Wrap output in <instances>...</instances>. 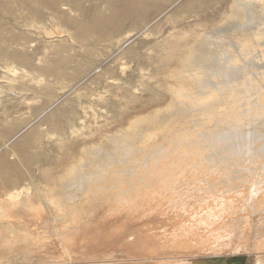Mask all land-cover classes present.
<instances>
[{
	"label": "rangeland",
	"instance_id": "obj_1",
	"mask_svg": "<svg viewBox=\"0 0 264 264\" xmlns=\"http://www.w3.org/2000/svg\"><path fill=\"white\" fill-rule=\"evenodd\" d=\"M235 1L0 0V229L5 235L0 234V240L4 238L0 241V264H181L198 259L220 261L224 257L229 258L230 264H258L259 259H264V251L262 255L249 251L233 253L231 249L217 253L200 245L169 243L166 236L177 225L174 211L148 213L139 208L129 215L113 212L93 200L94 193L103 191L99 186L115 182L116 174L124 177V171L133 163L132 159L124 160L126 163L111 159L122 153L125 134L134 131L129 127L131 119L149 114L171 100L168 87L175 83L167 72L178 58L167 57L173 37L185 30L192 37L206 30L204 27L212 30L231 14ZM244 1L247 4L249 0ZM61 30L64 33L58 36ZM248 30L253 34L246 29L237 30L240 35L244 33L243 38L238 33L239 41L233 30L217 37L219 50H224L222 54L219 51L223 57L221 74L224 73L220 79L242 86V94L246 98L250 94L251 99V105L244 107L253 109L261 107L260 96L264 99V39H260L263 43L259 40V30ZM241 38L253 46L250 57L241 49ZM213 80L216 78L206 73L200 79L204 83L198 80L197 89H217L219 83ZM251 91L257 92L258 99ZM244 107L240 117L247 119V126L260 125L256 129L264 132V116L261 119L256 111L252 113L250 109V113ZM206 126L196 128L203 130ZM219 132L224 133L221 128ZM251 157L245 158L247 163L242 162L264 163V155L260 159ZM78 167L82 169L79 176L86 179L74 176L68 185H61V178L66 179ZM94 173H103L108 182L102 174L100 180L88 181L86 175ZM44 190L56 193L59 203L50 206ZM29 197L39 204L29 205ZM23 213H27V219ZM31 215L38 221L29 222ZM17 239L21 248L15 243Z\"/></svg>",
	"mask_w": 264,
	"mask_h": 264
},
{
	"label": "bare ground",
	"instance_id": "obj_2",
	"mask_svg": "<svg viewBox=\"0 0 264 264\" xmlns=\"http://www.w3.org/2000/svg\"><path fill=\"white\" fill-rule=\"evenodd\" d=\"M231 7V14L228 16L226 14V20L223 23L214 25L212 30H208L204 27V29L206 30L196 33L195 37H192L185 30L182 32L180 31L173 37L174 40L170 42L167 48V57L173 59L175 55H177L178 58L177 62L175 61L176 65L171 67V69L169 68L167 72V77L171 78L172 81L176 84L175 85L171 83V85H169L168 87V92L171 96V100L165 106H159L149 114L137 115L131 119L129 127L134 131L132 133L125 134L127 136V139L125 138L126 143L122 148V153L112 156L111 159L119 163L125 162L124 160L126 159L130 161L132 159L133 163L126 170L124 169L126 177L122 176V178L121 176L119 177V175L116 174L117 176L115 175V177L117 178L115 179V182H112L108 185H102L101 183L102 186L99 187L103 189L104 193L103 191L100 194L94 193L95 197L93 200L97 205H105L110 207L113 212L117 213L124 211L129 215L134 214L135 210L139 208H142L148 213H155V211L176 212V214L178 215L177 225L174 231L170 235H168L169 237L166 236L169 243L178 245L181 244L185 247L191 244L200 245L204 247L205 250L210 248L219 251L217 253H222L228 249H231L233 253L249 251L259 253L258 255H262L261 252L264 251V163L250 165L243 163L242 160L245 161V158L247 159L248 157L250 159L251 156V158L253 159L259 157L261 158L262 155H264V132H262L263 130L261 131V129H256L257 127H260V125L258 126L256 124L254 125V128L253 125L249 124V128L251 126L252 128L248 129V126L245 122L247 119L243 120L244 118L240 117V112H243L241 111V109L244 106L247 107L248 105H251V99H249L250 94L247 95L248 97L246 98V96L242 94L244 92L242 91V86L237 87L238 85L232 86L231 84L230 86L220 79V77L223 76L222 74H224H221L220 65L222 63L220 60H223V57L220 56L224 50H219L221 46H219L220 39L218 37L223 33H226L227 31L233 30L235 31L234 35L236 34V37H234L237 38L238 33L239 36L244 34L241 33L240 35V31L236 33L237 30L242 31L243 29H246L249 32L248 29H250L251 27L252 29H255L257 31L259 30L257 36H262L259 37V40H263L264 0H249L247 4H243L242 0H236ZM61 33H64V31H58V36H60ZM230 34H232V32ZM250 34H253L252 30ZM215 36L219 39V41H217L218 39L216 40L214 38ZM239 36L237 38L238 41ZM47 38L51 39L52 37L47 36ZM242 38L240 39L242 40L241 49L244 48V50L248 52V55L250 57L251 55L249 53L253 52L250 51V47L253 48V46L250 45L249 40H243ZM227 40L229 41V39ZM259 44L257 46L260 47ZM224 45H226V43L223 44V46ZM229 45L232 46V43H229ZM259 47H257V49ZM262 48H264V44ZM244 50H241V52ZM219 51H221V54L219 53ZM238 51H240V49ZM253 54L255 53H252V55ZM167 57L165 56V58ZM241 59H233V61L235 62L237 60L238 62H241ZM257 60L258 61L256 62H259V58ZM252 65L257 64L253 63ZM212 67L214 68L212 69ZM260 67L262 68V66ZM239 68L241 69V67ZM206 73H209V75L213 76V78H216V80L213 81L219 83V86L216 85L218 87L217 89H213V83L211 84L213 88H205V90L197 89V84L199 85V83H197L198 80L200 81V79L203 78ZM167 80L168 79H166V82H168ZM161 82L162 80L159 82V84H161ZM254 86H252L253 90L256 89V86L255 89ZM163 95L165 94H162V96ZM257 96L258 95H256V97ZM255 99H258V97ZM259 100L262 102L261 107H258V105L256 107L254 106L253 109L245 107L244 108L248 109L249 112L251 109L253 111L252 113L256 111L257 116L260 115L262 119V116H264L263 96H260ZM143 101H145V99ZM252 104H255V101ZM254 116L256 117V115ZM247 122L249 123V121ZM261 122V125H263L264 121ZM199 126H206V128H203V130L197 129L196 127ZM220 128L224 131L223 134L219 132ZM207 130H209V132H212L209 133ZM261 142H263L261 146H258V144ZM97 153L100 154L101 152L97 151ZM106 154L108 155V153ZM63 156L65 155L63 154ZM250 162H252V160H250ZM54 166H56V164ZM52 167L53 166L51 165L50 168ZM109 167L111 168V166ZM61 168L63 169V167ZM103 169L105 170V168ZM112 169L113 168H111V170ZM81 170L82 169L80 167H78L77 171L75 172H73L72 169V172L69 173L66 179L62 180L61 178V185H68L74 176H78L79 180L86 179L85 177L81 178L79 176ZM52 171L54 172L55 170ZM114 172L110 173L114 174ZM51 173H48L47 175L50 174L52 176L54 174ZM98 173L99 172H97V174ZM103 173H101L102 176ZM97 174L94 173L88 176L86 174L85 175L88 181L90 180L91 182H95L101 179L99 178L101 174ZM105 174L106 173H104V175ZM106 177L107 176L104 177L105 180ZM31 180L33 179H30V181ZM106 182H108V180H106ZM74 183L75 182H73V184ZM96 184L97 183H95V185ZM44 188L46 189V187ZM54 188H56V186ZM80 195L83 194L80 193ZM45 196V199L48 200L50 206L51 204L59 203L55 198L56 193L52 194V192L46 191ZM81 197L82 196H79V198ZM29 198L28 203L30 202L31 204L29 205L31 206L39 204L40 202H35V200ZM18 200H20V196ZM63 203H65L64 200ZM41 204L40 206L44 205ZM38 209L40 210L41 207ZM102 211L104 212V210ZM48 213L49 212H47V215H50ZM26 214L27 213H25V215ZM25 215L24 217L26 218ZM41 217H39V219ZM56 219L58 220V218ZM28 220L32 223L34 221H38V219L34 218L33 215H31ZM85 220L87 221V219ZM68 221L70 222L71 220ZM65 222H67V220ZM58 223L61 224L59 220ZM76 229L77 228H75V230ZM55 230L51 232H55ZM71 230L73 229L71 228ZM3 232L4 231L0 229V234L3 235ZM51 232L50 234H52ZM56 232L58 231L56 230ZM30 233L34 235L36 234L35 230L30 231ZM60 233H63V231ZM15 243L19 244L18 247H22L20 239H17ZM34 249L38 248L34 247ZM28 250L26 252H28ZM230 253L231 252H229V254ZM258 261V264H264V259H259ZM181 264H230V262L228 257H224L220 261H205L198 259Z\"/></svg>",
	"mask_w": 264,
	"mask_h": 264
}]
</instances>
